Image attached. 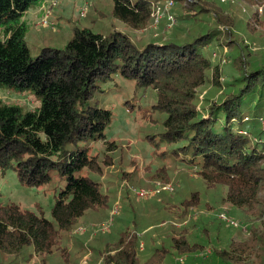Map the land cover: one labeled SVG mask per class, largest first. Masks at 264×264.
Segmentation results:
<instances>
[{
	"label": "trees",
	"instance_id": "trees-1",
	"mask_svg": "<svg viewBox=\"0 0 264 264\" xmlns=\"http://www.w3.org/2000/svg\"><path fill=\"white\" fill-rule=\"evenodd\" d=\"M35 1L41 4L44 0H0V25L4 29L0 34V86L27 89L38 102L32 110L23 111L20 105L0 99V170H14L26 186H39L56 176L62 186L51 208V219L41 211L0 202L1 258L8 256L13 264H18L19 260L28 262L38 255L44 263L59 253L64 264H72L63 234L71 233L88 215L95 216L94 220L106 217L107 194L97 179L81 171L85 168L102 172L97 156H89L92 142L103 140L108 153L117 148L115 141L105 140L113 112L95 99L107 94L102 86L114 77L133 84L132 99L139 91L142 95L146 90L153 91L154 101L145 111L152 120L157 113L154 121L161 127L145 139L156 147L155 151L161 143L177 144L170 151L157 150L158 154L197 169L205 185L220 188V201L231 210L250 213L258 204L264 208V130L255 129L244 120V107L248 105L253 107L252 116L264 113V66L248 70L241 55L236 76L226 82L230 91L202 109L196 103L197 89L205 81L221 86L219 63H213L203 49L221 34L220 26L229 29L231 25V18L222 7L208 0H175L182 3L184 11L174 14L173 27L159 30H166V36L143 38L136 43L127 33L74 27L63 48L46 46L31 57L22 17ZM156 1L111 0V14L133 31L146 30L153 20L152 3ZM250 1L262 5L264 10V0ZM254 14L257 10L253 19L257 18ZM201 15L213 16L214 25L190 36L176 29ZM230 36L228 30L224 41L231 46L235 41ZM125 103L129 109V102ZM247 130L257 138L248 136ZM109 160L105 158L104 163L111 165ZM163 174L164 168L151 176L162 178ZM200 198V190L191 191L177 203L167 201L153 208L155 212L182 218L183 212ZM179 207L185 210L179 213ZM132 209L128 207V211ZM163 222L165 219L159 217L154 225ZM203 224L196 220L180 229L171 228V233H164L167 239L171 236V249L152 248L151 256L144 261L138 259V253L145 237L122 228L112 240L100 233L98 239L105 242L96 254L99 257L107 245H112L114 252L108 253L104 261L101 259V264H164L168 257L182 264V256L210 244L205 243L210 234ZM201 227V233H194V228ZM260 238L264 244V231ZM245 247L230 240L226 248L211 249L214 256H219L216 260L220 264H228L233 260L230 253ZM200 260L196 257L190 264H202Z\"/></svg>",
	"mask_w": 264,
	"mask_h": 264
},
{
	"label": "rangeland",
	"instance_id": "rangeland-1",
	"mask_svg": "<svg viewBox=\"0 0 264 264\" xmlns=\"http://www.w3.org/2000/svg\"><path fill=\"white\" fill-rule=\"evenodd\" d=\"M208 1H213L215 6L222 7L225 14L230 16L231 25L229 29L220 26L221 34L203 49L206 55L211 56L213 63H219L221 86L213 85L208 80L197 89L196 103L200 109L210 101H219L221 96L230 91L226 82L236 76L239 69L237 62L241 55L244 56L245 68L248 70L256 66H264L263 6L256 5L257 3L252 4L250 0ZM111 3V0H44L43 4L46 5L42 11L39 7L40 2H33L22 17L25 26L24 39L31 57L37 56L46 46L63 48L71 37L74 27H91L103 33L113 30L127 33L136 43L143 38L166 36V30H159L164 27L167 29L173 27L174 14L184 11L182 3H176L175 0H158L152 3L153 20L149 27L147 26L148 29L133 31L112 16ZM186 4L184 2V6ZM255 10L257 14L254 16L257 18L253 19ZM50 22L52 26L49 25ZM213 25V16L201 15L196 20L184 21L176 29L180 30L181 34L190 36ZM228 30L231 32L229 39L235 41L231 46L224 41ZM3 32V26L0 25V34ZM102 88L107 91V94L95 99L99 101V105L110 108L113 112L112 121L105 129V140L115 141L117 148L108 153L103 140L92 142L89 156H97L102 172L90 170L89 172L84 168L81 174H89L100 182V189L107 194L109 209L105 218L99 216L98 220H94L92 218L95 216L88 215L71 233L63 234L64 243L70 251V261L72 257V264H101V259L104 261L108 253L111 255L114 247L107 245L104 254L100 253L98 257L96 249H101L105 242L98 239V235L103 233L106 239L112 240L121 228L145 237V240L140 241L138 253V259L144 261L151 256L152 248L171 249V236L167 239L164 233H171L168 231L171 228L180 229L196 220L204 223L201 226L208 227L210 239L205 243L210 244L205 249L192 251L191 254L182 256L184 258L181 261L182 264H190V261L196 257L201 259L202 264H210L213 259L219 258L212 254L211 247L215 250L219 247L226 248L230 240L246 247L230 253L233 255V260L230 263L227 262L228 264H264V244L263 240H260L264 231V208L258 204L250 213L231 210L226 202L220 201V188L205 185L197 169L179 159L168 155L163 157L156 152L157 150L170 151L177 144L161 143L155 151L156 147L145 139L147 135L157 132L161 127L154 121L158 119V114L155 113L152 120L145 111V108L154 101L153 91L146 90L143 95L139 91L136 99H132L133 84L120 77H114ZM35 98L27 89L18 91L0 86V99L5 103L20 105L23 111L32 110L38 106ZM125 101L129 102V109ZM252 112L253 107L249 105L244 107V115L247 116L244 120L255 129L264 130V113L252 116ZM247 135L257 138L249 130ZM106 154L107 157H105ZM105 158L111 159V165L104 163ZM163 168L166 174H163L162 178L151 176ZM61 186V180L57 176L39 186H26L18 180L14 170L8 169L4 173L0 170V202L3 204L14 202L36 213L41 211L48 219H51V208ZM196 190H200V201L196 205H191L186 213L183 212L184 218L166 214L163 211H154L153 207L158 206L156 204L160 206L167 201L177 203L191 191ZM260 195H263V192ZM128 207L133 208L132 211H128ZM147 207L149 210L146 209ZM144 208L146 209L145 217L142 216ZM177 210L180 213L185 208L179 207ZM159 217H163L165 222L154 225ZM207 220L209 222H206ZM101 224L105 227L108 224L109 226L103 230L100 228ZM201 230L202 227L194 228V233H201ZM151 238L154 239L153 242ZM12 261L8 256L6 259L0 257V264H13ZM19 261L18 264H64L59 253L52 254L44 263L38 255L33 256L28 262ZM216 261L212 264H218V262L220 264L219 260ZM163 263L177 264L173 257H168Z\"/></svg>",
	"mask_w": 264,
	"mask_h": 264
},
{
	"label": "built area",
	"instance_id": "built-area-1",
	"mask_svg": "<svg viewBox=\"0 0 264 264\" xmlns=\"http://www.w3.org/2000/svg\"><path fill=\"white\" fill-rule=\"evenodd\" d=\"M45 5H46V4H43V2L41 3V5H40V9H41L42 11H44ZM49 25L52 26L53 24H51V22H50ZM109 224H110V223H109ZM109 224H108L106 227H105L104 224H101V225H100V228L104 230V228H107V227L109 226Z\"/></svg>",
	"mask_w": 264,
	"mask_h": 264
},
{
	"label": "crops",
	"instance_id": "crops-1",
	"mask_svg": "<svg viewBox=\"0 0 264 264\" xmlns=\"http://www.w3.org/2000/svg\"><path fill=\"white\" fill-rule=\"evenodd\" d=\"M41 5V4H40ZM40 7V6H39Z\"/></svg>",
	"mask_w": 264,
	"mask_h": 264
}]
</instances>
